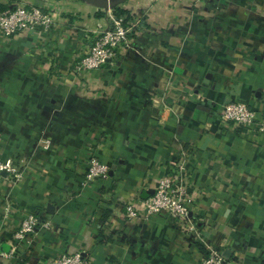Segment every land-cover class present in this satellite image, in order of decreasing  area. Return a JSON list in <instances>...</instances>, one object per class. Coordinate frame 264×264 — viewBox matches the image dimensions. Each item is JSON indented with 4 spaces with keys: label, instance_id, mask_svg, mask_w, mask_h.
Segmentation results:
<instances>
[{
    "label": "crops",
    "instance_id": "crops-1",
    "mask_svg": "<svg viewBox=\"0 0 264 264\" xmlns=\"http://www.w3.org/2000/svg\"><path fill=\"white\" fill-rule=\"evenodd\" d=\"M32 2L58 25L0 41V154L21 173L0 177L1 250L27 213L48 225L0 264L76 251L93 264H199L211 251L264 264V135L223 126L217 112L240 100L264 117V0H127L121 13ZM115 15L139 20L130 47L114 66L75 74L85 31ZM93 156L110 171L87 182ZM182 162L204 235L164 217L128 218L127 204Z\"/></svg>",
    "mask_w": 264,
    "mask_h": 264
},
{
    "label": "built area",
    "instance_id": "built-area-1",
    "mask_svg": "<svg viewBox=\"0 0 264 264\" xmlns=\"http://www.w3.org/2000/svg\"><path fill=\"white\" fill-rule=\"evenodd\" d=\"M138 24V18L126 19L115 15L108 28L96 32L85 31V39L90 41L89 47L87 53L79 56L73 72L82 75L87 71L117 64L123 50L130 47ZM57 25L56 12L46 10L33 3L32 0H17L8 8H0V41L19 34L53 29ZM217 112L218 119L223 126L231 124L243 128L247 135L253 136L256 140L264 135V117L259 114L255 106L240 100H230L223 103ZM185 152L188 154L186 150ZM109 171L108 164L93 156L89 160L85 173L86 181L94 182L104 179ZM4 172L15 180L21 177L17 163L12 159H4L0 154V177ZM154 182L153 194L141 197L140 205H136L135 201H130L126 207V216L130 219L156 216L168 218L183 232L195 234L198 237L203 236V227L193 215L194 193L191 188L190 175L183 162L173 163L171 170L156 178ZM47 225L38 215L27 213L14 234L12 246L2 251L0 243V255L7 258L16 255L18 246L23 241L29 242L38 235L42 227ZM47 264L93 263L85 258L83 252L76 251L62 254ZM199 264H230V262L222 252L211 251Z\"/></svg>",
    "mask_w": 264,
    "mask_h": 264
},
{
    "label": "water",
    "instance_id": "water-1",
    "mask_svg": "<svg viewBox=\"0 0 264 264\" xmlns=\"http://www.w3.org/2000/svg\"><path fill=\"white\" fill-rule=\"evenodd\" d=\"M80 1L88 2L98 8L109 10L124 4L127 0H80Z\"/></svg>",
    "mask_w": 264,
    "mask_h": 264
},
{
    "label": "trees",
    "instance_id": "trees-1",
    "mask_svg": "<svg viewBox=\"0 0 264 264\" xmlns=\"http://www.w3.org/2000/svg\"><path fill=\"white\" fill-rule=\"evenodd\" d=\"M120 6V5H119ZM119 6H117L115 9H117L120 13H121V9L119 8ZM118 16H121V15H118ZM123 17H125L126 19H130L129 17L130 16H123Z\"/></svg>",
    "mask_w": 264,
    "mask_h": 264
}]
</instances>
